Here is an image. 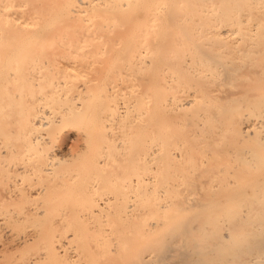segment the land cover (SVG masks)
Instances as JSON below:
<instances>
[{
  "label": "bare ground",
  "instance_id": "1",
  "mask_svg": "<svg viewBox=\"0 0 264 264\" xmlns=\"http://www.w3.org/2000/svg\"><path fill=\"white\" fill-rule=\"evenodd\" d=\"M0 229V264H264V0H0Z\"/></svg>",
  "mask_w": 264,
  "mask_h": 264
},
{
  "label": "rangeland",
  "instance_id": "2",
  "mask_svg": "<svg viewBox=\"0 0 264 264\" xmlns=\"http://www.w3.org/2000/svg\"><path fill=\"white\" fill-rule=\"evenodd\" d=\"M66 131L69 132L67 134L68 136H67V139H66V143L62 145L60 142H57L56 146L58 145V143L61 144V149L62 150L64 149L63 150L64 154H66L70 158L71 156H69V154L75 153V151L79 149L78 147L81 148L82 146H79L80 145L79 144L80 141L78 142L75 139L76 136L74 135L75 134L74 128L68 127L66 129ZM76 143H77V145H76ZM74 158L75 157H73L72 159H74ZM33 182L34 181H33V179L30 176L17 175L16 173H12V172H9V171L6 173V189L12 190L11 188H13V187H16V189L17 188H25L27 185H29V184H31ZM130 203L131 202L129 201L128 204H130ZM3 238H2V229H0V240H3Z\"/></svg>",
  "mask_w": 264,
  "mask_h": 264
}]
</instances>
